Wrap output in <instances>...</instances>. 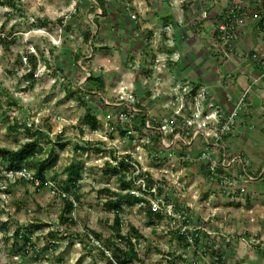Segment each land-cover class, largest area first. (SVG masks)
I'll return each mask as SVG.
<instances>
[{
  "label": "clouds",
  "instance_id": "9594fccd",
  "mask_svg": "<svg viewBox=\"0 0 264 264\" xmlns=\"http://www.w3.org/2000/svg\"><path fill=\"white\" fill-rule=\"evenodd\" d=\"M0 264H264V0H0Z\"/></svg>",
  "mask_w": 264,
  "mask_h": 264
},
{
  "label": "trees",
  "instance_id": "16d2710c",
  "mask_svg": "<svg viewBox=\"0 0 264 264\" xmlns=\"http://www.w3.org/2000/svg\"><path fill=\"white\" fill-rule=\"evenodd\" d=\"M29 147H31V146H29Z\"/></svg>",
  "mask_w": 264,
  "mask_h": 264
}]
</instances>
